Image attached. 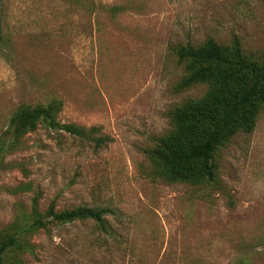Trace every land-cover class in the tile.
I'll return each mask as SVG.
<instances>
[{
    "label": "rangeland",
    "instance_id": "rangeland-1",
    "mask_svg": "<svg viewBox=\"0 0 264 264\" xmlns=\"http://www.w3.org/2000/svg\"><path fill=\"white\" fill-rule=\"evenodd\" d=\"M0 16V135L20 105L60 101L61 123L110 137L42 123L4 155L0 240L53 202L109 211L24 235L3 264H264V107L218 151L215 182L166 181L144 153L207 90H176L172 48L238 37L264 61V0H0Z\"/></svg>",
    "mask_w": 264,
    "mask_h": 264
},
{
    "label": "trees",
    "instance_id": "trees-1",
    "mask_svg": "<svg viewBox=\"0 0 264 264\" xmlns=\"http://www.w3.org/2000/svg\"><path fill=\"white\" fill-rule=\"evenodd\" d=\"M1 33V16H0ZM185 75L177 91L195 85H206L200 98H188L170 113L172 130L155 140L153 147L144 149L155 174L169 182L205 184L217 179V153L237 133H251L264 107V61L245 53L240 39L229 45L213 38L201 45H176L172 48ZM60 101L48 105L22 104L13 113L7 131L0 135V167L3 157L18 148L27 133L40 124L54 130H64L96 145H105L110 137L99 135L98 127L87 129L75 123H61ZM109 210L104 207L76 206L57 210L53 202L46 215L35 212L28 224L20 225L13 234L0 240V264L6 255L20 245L24 235L51 224L93 219L104 223ZM23 234V235H22Z\"/></svg>",
    "mask_w": 264,
    "mask_h": 264
}]
</instances>
